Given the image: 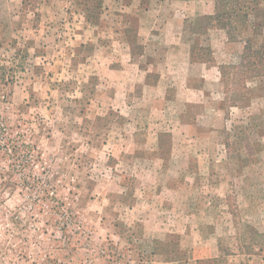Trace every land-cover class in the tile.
I'll return each instance as SVG.
<instances>
[{
    "label": "rangeland",
    "instance_id": "1",
    "mask_svg": "<svg viewBox=\"0 0 264 264\" xmlns=\"http://www.w3.org/2000/svg\"><path fill=\"white\" fill-rule=\"evenodd\" d=\"M220 10L0 0V264H264V77L219 69L264 0L235 41Z\"/></svg>",
    "mask_w": 264,
    "mask_h": 264
},
{
    "label": "trees",
    "instance_id": "2",
    "mask_svg": "<svg viewBox=\"0 0 264 264\" xmlns=\"http://www.w3.org/2000/svg\"><path fill=\"white\" fill-rule=\"evenodd\" d=\"M221 10L215 14L208 15L209 24L216 28L226 30L229 39L235 41L239 40L237 37L239 28L244 27L248 22L249 15L255 10V4L258 0H219ZM262 24H259V26ZM258 26L254 29L257 33ZM206 51V47H193L191 50V56L193 60H196V51ZM209 59L208 61H210ZM206 59H202V62H206ZM222 81L226 95L228 96L231 88L241 83L242 85L248 79L264 77V46L261 48H255L250 38L245 40L243 52L241 54V60L239 64H223L219 67ZM14 143L12 146H6L8 151H12L19 158L18 151L20 147H16Z\"/></svg>",
    "mask_w": 264,
    "mask_h": 264
}]
</instances>
